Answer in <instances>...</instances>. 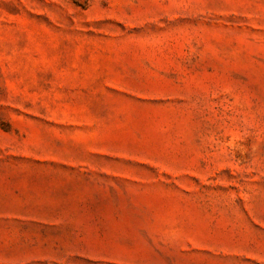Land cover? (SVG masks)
I'll use <instances>...</instances> for the list:
<instances>
[{
    "label": "rangeland",
    "instance_id": "obj_1",
    "mask_svg": "<svg viewBox=\"0 0 264 264\" xmlns=\"http://www.w3.org/2000/svg\"><path fill=\"white\" fill-rule=\"evenodd\" d=\"M0 264H264V0H0Z\"/></svg>",
    "mask_w": 264,
    "mask_h": 264
}]
</instances>
